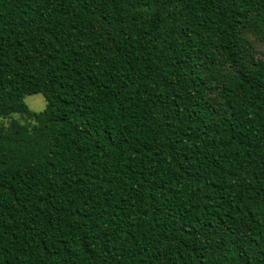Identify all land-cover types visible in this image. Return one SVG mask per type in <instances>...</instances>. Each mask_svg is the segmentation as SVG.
<instances>
[{
	"label": "trees",
	"instance_id": "trees-1",
	"mask_svg": "<svg viewBox=\"0 0 264 264\" xmlns=\"http://www.w3.org/2000/svg\"><path fill=\"white\" fill-rule=\"evenodd\" d=\"M0 264H264V0H0Z\"/></svg>",
	"mask_w": 264,
	"mask_h": 264
},
{
	"label": "rangeland",
	"instance_id": "rangeland-1",
	"mask_svg": "<svg viewBox=\"0 0 264 264\" xmlns=\"http://www.w3.org/2000/svg\"><path fill=\"white\" fill-rule=\"evenodd\" d=\"M24 101L27 104V106L34 111L42 110L46 106L45 98L38 93L26 95L24 97ZM14 117H18V115L15 114Z\"/></svg>",
	"mask_w": 264,
	"mask_h": 264
}]
</instances>
